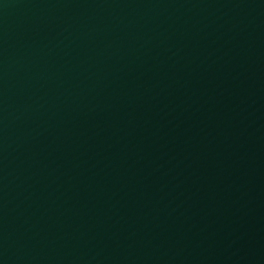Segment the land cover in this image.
<instances>
[{
	"label": "water",
	"instance_id": "1",
	"mask_svg": "<svg viewBox=\"0 0 264 264\" xmlns=\"http://www.w3.org/2000/svg\"><path fill=\"white\" fill-rule=\"evenodd\" d=\"M0 264H264V0H0Z\"/></svg>",
	"mask_w": 264,
	"mask_h": 264
}]
</instances>
